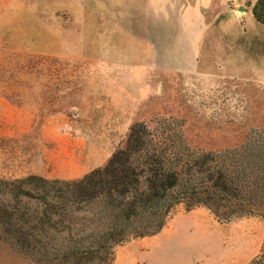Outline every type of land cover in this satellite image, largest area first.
I'll return each mask as SVG.
<instances>
[{"label":"rangeland","instance_id":"374dc122","mask_svg":"<svg viewBox=\"0 0 264 264\" xmlns=\"http://www.w3.org/2000/svg\"><path fill=\"white\" fill-rule=\"evenodd\" d=\"M255 1L0 0V177L81 178L137 121L182 122L208 149L264 136ZM182 3L195 5L200 37L192 71L174 69ZM263 244L261 218L219 223L179 204L159 234L116 248L110 264H264ZM0 264L31 263L0 243Z\"/></svg>","mask_w":264,"mask_h":264},{"label":"trees","instance_id":"16d2710c","mask_svg":"<svg viewBox=\"0 0 264 264\" xmlns=\"http://www.w3.org/2000/svg\"><path fill=\"white\" fill-rule=\"evenodd\" d=\"M251 14L264 26V0ZM179 204L219 223L264 220V136L208 149L182 122L137 121L81 178L0 177V243L31 264H110L116 248L159 234Z\"/></svg>","mask_w":264,"mask_h":264},{"label":"crops","instance_id":"0c3cea01","mask_svg":"<svg viewBox=\"0 0 264 264\" xmlns=\"http://www.w3.org/2000/svg\"><path fill=\"white\" fill-rule=\"evenodd\" d=\"M181 1V0H178ZM182 8L180 11L174 12L176 17L174 18V24H175V32H179L180 34L179 39H182V43H179L182 46H185V49L182 52L181 60L178 62H175V65L179 64L177 67L175 66L174 69H177L179 67L180 70H189L192 71V69L196 68L195 60V50L198 48V42H199V36H198V29H193L190 19L191 11L193 10V7L195 6L193 4L192 6L186 7L184 3H182ZM172 22V18L168 19ZM172 41H169L168 44H171ZM174 45L177 43L173 42ZM178 45V44H177ZM173 62V65H174ZM187 65H189V68L187 69Z\"/></svg>","mask_w":264,"mask_h":264}]
</instances>
